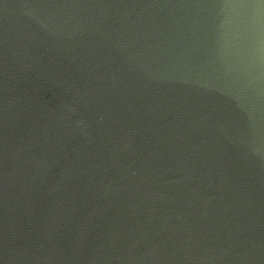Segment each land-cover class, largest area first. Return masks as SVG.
Here are the masks:
<instances>
[{"label":"water","instance_id":"obj_1","mask_svg":"<svg viewBox=\"0 0 264 264\" xmlns=\"http://www.w3.org/2000/svg\"><path fill=\"white\" fill-rule=\"evenodd\" d=\"M0 264H264V0H0Z\"/></svg>","mask_w":264,"mask_h":264}]
</instances>
